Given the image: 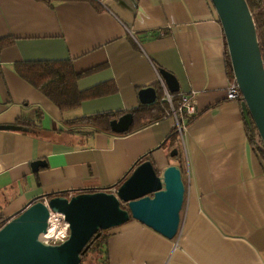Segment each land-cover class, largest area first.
Wrapping results in <instances>:
<instances>
[{"label":"crops","instance_id":"crops-1","mask_svg":"<svg viewBox=\"0 0 264 264\" xmlns=\"http://www.w3.org/2000/svg\"><path fill=\"white\" fill-rule=\"evenodd\" d=\"M96 1L0 0V38H14L0 53V214L43 195L117 187L146 157L157 170L181 167L179 232L169 238L131 218L107 231L109 264H264V167L242 103L227 98L225 35L211 1ZM65 59L77 72L103 66L78 82L102 92L63 112L15 64ZM158 67L177 77V95L196 92L181 143L173 117L127 134L65 124L138 106ZM39 113L40 130L21 123ZM35 160L46 164L34 171Z\"/></svg>","mask_w":264,"mask_h":264},{"label":"water","instance_id":"water-1","mask_svg":"<svg viewBox=\"0 0 264 264\" xmlns=\"http://www.w3.org/2000/svg\"><path fill=\"white\" fill-rule=\"evenodd\" d=\"M210 1L223 27L233 75L243 95V113L248 121L252 119L264 144V61L253 14L247 0ZM159 72L170 92L180 90L172 72L165 68ZM139 96L145 104L158 98L154 86L142 88ZM132 122V113H126L113 120L111 126L116 132H126ZM45 164L44 160H35L32 168L36 171ZM185 194L180 166L171 164L157 170L148 159L139 163L116 191L104 188L73 195H46L50 208L43 196L37 197L7 217L0 227V264H81L93 239L131 218L173 238L180 229ZM50 209L63 213L69 224V237L61 243L43 240Z\"/></svg>","mask_w":264,"mask_h":264},{"label":"trees","instance_id":"trees-1","mask_svg":"<svg viewBox=\"0 0 264 264\" xmlns=\"http://www.w3.org/2000/svg\"><path fill=\"white\" fill-rule=\"evenodd\" d=\"M46 1H48L50 4H53V2L63 0ZM89 1L98 6V2L96 0ZM247 2L255 20L257 36L261 48L262 58L264 61V0H247ZM13 42L14 38L12 37L0 38V53L2 49L12 45ZM225 46L228 70L231 74V77H233L234 75L226 40ZM102 66L103 65H98L86 71L77 72L71 59L33 60L16 63L15 69L21 76H23L26 80H28L39 90H41L45 95H47L53 102H55V104H57L61 111L66 112L68 110L79 107L85 99L97 96L102 92V90L99 88L81 90L78 85L79 79L81 77L94 72ZM160 68L162 67H158L159 71ZM153 86H155L158 95L157 100L153 103H140L138 106L133 107L132 109L127 111H109L95 113L88 116L76 117L73 119L65 120V124L70 127L90 126L92 128L91 131H105L116 134H127L129 132L141 129L151 123L162 120L167 117V109L169 108V104L167 101L162 100L164 91L162 89L160 81L154 83ZM99 87H105V85H101ZM173 100L175 103H177L179 101V98L175 96ZM126 113H132L133 115V122L129 130L126 132L114 131L111 126L112 121ZM195 116L190 117L187 121V124H189L195 118ZM244 118L249 141L253 145V148L264 167V144L259 135L258 129L256 128V125L251 118L250 121H248V118L245 116V114ZM41 119L42 113H39L37 122L21 121V123L27 126H32L33 129L38 131L41 129ZM173 133L177 136V143H181L182 140L179 137L176 125L174 126ZM144 159H146V157L141 158L142 161H144ZM6 219L7 218H4L0 214V225L5 223ZM108 238L109 235L107 233V230H104L98 238L93 239L90 248L82 257V262L86 260L92 252L96 254V264H109L108 254L106 250Z\"/></svg>","mask_w":264,"mask_h":264},{"label":"built area","instance_id":"built-area-1","mask_svg":"<svg viewBox=\"0 0 264 264\" xmlns=\"http://www.w3.org/2000/svg\"><path fill=\"white\" fill-rule=\"evenodd\" d=\"M159 81L164 91L162 100L167 101L169 104L167 117L174 118L179 137L183 140L188 127V119L197 113L196 92L190 91L178 93L177 95L176 93H172L168 90V87L160 74ZM175 96L179 97V101L177 103L173 100ZM227 98L239 102L243 101V95L239 83L234 76L229 79L227 86ZM108 190L116 191V187H111ZM42 200L47 206H49V198L46 195H43ZM3 224H1L0 227ZM69 233V224L65 220V215L61 212H54L50 209L49 226L47 232L43 234V240L46 243H61L69 237Z\"/></svg>","mask_w":264,"mask_h":264},{"label":"rangeland","instance_id":"rangeland-1","mask_svg":"<svg viewBox=\"0 0 264 264\" xmlns=\"http://www.w3.org/2000/svg\"><path fill=\"white\" fill-rule=\"evenodd\" d=\"M81 264H96V254L91 252L89 257L84 260Z\"/></svg>","mask_w":264,"mask_h":264}]
</instances>
